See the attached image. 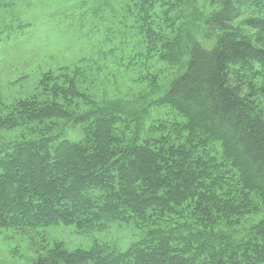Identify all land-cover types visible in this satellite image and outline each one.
I'll return each instance as SVG.
<instances>
[{
  "label": "trees",
  "instance_id": "16d2710c",
  "mask_svg": "<svg viewBox=\"0 0 264 264\" xmlns=\"http://www.w3.org/2000/svg\"><path fill=\"white\" fill-rule=\"evenodd\" d=\"M121 1L141 38L133 73L168 68L165 89L141 72L131 80L156 97L139 100L134 84L137 100L100 103L82 59L42 73L12 106L0 97V229L140 234L73 251L43 234L34 264H264V0ZM151 108L170 112L147 128Z\"/></svg>",
  "mask_w": 264,
  "mask_h": 264
},
{
  "label": "rangeland",
  "instance_id": "374dc122",
  "mask_svg": "<svg viewBox=\"0 0 264 264\" xmlns=\"http://www.w3.org/2000/svg\"><path fill=\"white\" fill-rule=\"evenodd\" d=\"M10 1L12 6L0 8V97L8 105L37 93L42 73L57 71L82 59L91 62L86 61L83 66L91 65L94 71L90 89L100 103L117 99L124 102L137 100L139 95L132 93L136 88L134 84H138L143 93L139 100L156 97L149 80L147 83L131 80L141 72L144 77L150 73L160 76L158 85L165 89L167 77L172 74L168 68L156 65L150 72L139 68L136 74L133 73L132 60L142 48L141 38L135 19L121 10V0L112 1L113 8L110 6L105 10V17L100 19L92 15L99 0ZM205 1L200 0L203 8ZM178 14L186 18V23L191 20L184 11H178ZM201 40L208 46L212 43L204 37ZM260 109L264 114V103L260 104ZM169 112L151 108L145 117L146 127L157 120L163 122ZM17 135L6 133L4 137L13 141ZM81 136L79 130L68 127L71 140H79ZM43 234L50 242H64L70 251L89 249L94 240H107L125 248L140 235L134 227L119 223L105 233L93 234L78 233L75 228L65 226L51 227L41 236L0 229V264H34L38 248L43 243Z\"/></svg>",
  "mask_w": 264,
  "mask_h": 264
},
{
  "label": "bare ground",
  "instance_id": "6f19581e",
  "mask_svg": "<svg viewBox=\"0 0 264 264\" xmlns=\"http://www.w3.org/2000/svg\"><path fill=\"white\" fill-rule=\"evenodd\" d=\"M135 34V33H134Z\"/></svg>",
  "mask_w": 264,
  "mask_h": 264
}]
</instances>
